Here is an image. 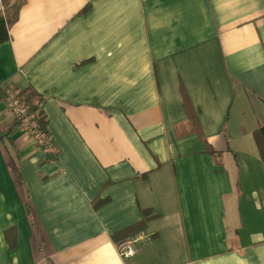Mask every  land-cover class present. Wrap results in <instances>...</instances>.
<instances>
[{
	"label": "crops",
	"instance_id": "obj_1",
	"mask_svg": "<svg viewBox=\"0 0 264 264\" xmlns=\"http://www.w3.org/2000/svg\"><path fill=\"white\" fill-rule=\"evenodd\" d=\"M21 1L0 86L43 98L57 152L0 100V264H264V0ZM182 90L214 155L175 133Z\"/></svg>",
	"mask_w": 264,
	"mask_h": 264
},
{
	"label": "trees",
	"instance_id": "obj_2",
	"mask_svg": "<svg viewBox=\"0 0 264 264\" xmlns=\"http://www.w3.org/2000/svg\"><path fill=\"white\" fill-rule=\"evenodd\" d=\"M22 5V1H18V3H15V5H12L9 7V5L6 3V0H3V7L5 12H7V18L6 20L3 19L2 15L0 14V43L6 42L9 39L8 34V27L11 23L17 20L18 12L20 9V6ZM10 90L14 93L15 97L28 108L29 113L32 115L33 119L35 120L37 127L41 130L47 133V117L45 113L42 110L41 104L43 98L36 93L32 88L28 87L24 90H19L15 87H9V86H0V100L2 102H6V90ZM182 99H183V109L185 112L186 120L182 122L176 129L175 133L178 137L187 136L190 134H195L198 139L203 142V144L206 147V152L210 155H214L215 151H212V147L205 139L202 130L199 125L198 116L196 114V110L190 103V100L188 96L186 95L185 91L182 90ZM14 126L17 128L20 127V124L17 120L14 119ZM252 137L254 140V143L257 147L259 156L262 161H264V125L260 126L256 130L253 131ZM8 147V150H12L13 152L10 153V157L13 160L14 166L17 168L18 163L16 159V151L12 148L13 143L9 141V144H6ZM19 173V169H17ZM99 204V200L96 201L94 206H97ZM27 214L29 216L30 222L33 225V217L31 215V212L29 209H27ZM150 210H142V220L139 222L136 226L129 229L128 231H131L133 233L138 232L144 228L145 222L150 218ZM14 229H9L5 231V237L8 242L9 249H13L16 246L15 242V234ZM127 239L126 236H123V238L120 236L119 240H117V243Z\"/></svg>",
	"mask_w": 264,
	"mask_h": 264
},
{
	"label": "built area",
	"instance_id": "obj_3",
	"mask_svg": "<svg viewBox=\"0 0 264 264\" xmlns=\"http://www.w3.org/2000/svg\"><path fill=\"white\" fill-rule=\"evenodd\" d=\"M0 12H3L2 0H0ZM5 93L7 107L14 115L15 120L19 122L21 129L30 136L37 137L38 143H36V145L40 147L46 154H55L56 146L48 137V134L44 131H41L37 127V124L32 115L29 113L28 108L18 99H16L12 91L7 89ZM116 249L121 257H132L135 253L134 240L131 238L121 241L116 245Z\"/></svg>",
	"mask_w": 264,
	"mask_h": 264
},
{
	"label": "bare ground",
	"instance_id": "obj_4",
	"mask_svg": "<svg viewBox=\"0 0 264 264\" xmlns=\"http://www.w3.org/2000/svg\"><path fill=\"white\" fill-rule=\"evenodd\" d=\"M17 99V98H16ZM6 103V106H7V101L5 102ZM8 108V107H7ZM9 109V108H8ZM10 110V109H9ZM33 139V141H34V143L36 144V143H38V138L37 137H33L32 138Z\"/></svg>",
	"mask_w": 264,
	"mask_h": 264
},
{
	"label": "rangeland",
	"instance_id": "obj_5",
	"mask_svg": "<svg viewBox=\"0 0 264 264\" xmlns=\"http://www.w3.org/2000/svg\"><path fill=\"white\" fill-rule=\"evenodd\" d=\"M55 145V144H54ZM56 152H57V148H56ZM56 154V153H55ZM54 155V154H53ZM128 240V239H127ZM122 241H124V240H122Z\"/></svg>",
	"mask_w": 264,
	"mask_h": 264
}]
</instances>
